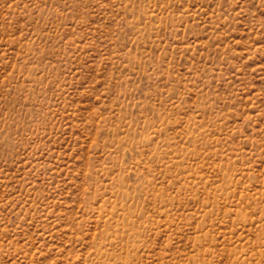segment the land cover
<instances>
[{
    "label": "rangeland",
    "instance_id": "1",
    "mask_svg": "<svg viewBox=\"0 0 264 264\" xmlns=\"http://www.w3.org/2000/svg\"><path fill=\"white\" fill-rule=\"evenodd\" d=\"M0 264H264V0H0Z\"/></svg>",
    "mask_w": 264,
    "mask_h": 264
}]
</instances>
